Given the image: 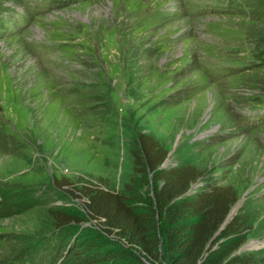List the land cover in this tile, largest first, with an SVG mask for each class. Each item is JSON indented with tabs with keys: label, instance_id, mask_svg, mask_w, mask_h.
Here are the masks:
<instances>
[{
	"label": "rangeland",
	"instance_id": "rangeland-1",
	"mask_svg": "<svg viewBox=\"0 0 264 264\" xmlns=\"http://www.w3.org/2000/svg\"><path fill=\"white\" fill-rule=\"evenodd\" d=\"M64 1L32 12L0 0V264H81L89 247L152 264L89 221L71 194L89 184L123 190L140 130L167 149L165 167L205 172L192 192L232 186L236 213L257 218L244 252L264 253V120L244 112L264 99V0L204 16H189L184 0ZM39 38L66 48L35 56L27 40ZM233 47L247 66L220 78L201 69L202 55L237 57ZM50 210L79 222L58 229Z\"/></svg>",
	"mask_w": 264,
	"mask_h": 264
},
{
	"label": "trees",
	"instance_id": "trees-1",
	"mask_svg": "<svg viewBox=\"0 0 264 264\" xmlns=\"http://www.w3.org/2000/svg\"><path fill=\"white\" fill-rule=\"evenodd\" d=\"M132 148L134 177L123 190L89 184L73 187L76 193L70 191L84 200L89 221L152 264L162 258L167 264H264L262 252L237 253L254 229L257 218L253 213L238 210L215 235L238 202L232 186L208 185L192 192L205 172L186 161L162 168L169 152L153 133L136 132ZM58 185L69 184L62 180ZM49 214L58 229L79 222L64 212L50 210ZM91 248L81 264H136L128 262L126 249Z\"/></svg>",
	"mask_w": 264,
	"mask_h": 264
},
{
	"label": "water",
	"instance_id": "water-1",
	"mask_svg": "<svg viewBox=\"0 0 264 264\" xmlns=\"http://www.w3.org/2000/svg\"><path fill=\"white\" fill-rule=\"evenodd\" d=\"M166 163V162H165ZM165 163L163 164V165H161V167L163 168V167H165L164 165H165ZM188 194H189V192H188ZM239 204H240V202L239 203H237L236 205H235V207L234 208H232L230 211H229V213L227 214V217L225 218L226 220L223 222V224L221 225V227L219 228V230L216 232V234L215 235H217L226 225H227V223L232 219V217L236 214V211H237V209L239 208ZM246 249H248V246H246V247H241L238 251H237V253H241V252H244V251H246Z\"/></svg>",
	"mask_w": 264,
	"mask_h": 264
},
{
	"label": "bare ground",
	"instance_id": "bare-ground-1",
	"mask_svg": "<svg viewBox=\"0 0 264 264\" xmlns=\"http://www.w3.org/2000/svg\"><path fill=\"white\" fill-rule=\"evenodd\" d=\"M71 0H69V2H70ZM40 39V38H39Z\"/></svg>",
	"mask_w": 264,
	"mask_h": 264
}]
</instances>
